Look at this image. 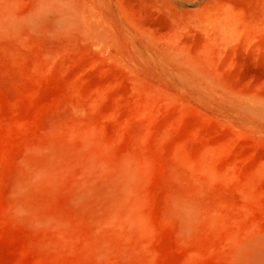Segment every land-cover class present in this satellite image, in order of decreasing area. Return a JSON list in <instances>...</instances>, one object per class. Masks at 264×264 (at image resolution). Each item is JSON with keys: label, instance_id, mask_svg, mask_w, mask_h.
I'll return each instance as SVG.
<instances>
[{"label": "rangeland", "instance_id": "374dc122", "mask_svg": "<svg viewBox=\"0 0 264 264\" xmlns=\"http://www.w3.org/2000/svg\"><path fill=\"white\" fill-rule=\"evenodd\" d=\"M0 264H264V0H0Z\"/></svg>", "mask_w": 264, "mask_h": 264}]
</instances>
